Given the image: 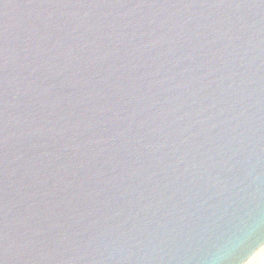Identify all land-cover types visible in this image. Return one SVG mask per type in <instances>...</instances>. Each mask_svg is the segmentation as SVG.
I'll return each instance as SVG.
<instances>
[{"label": "water", "instance_id": "95a60500", "mask_svg": "<svg viewBox=\"0 0 264 264\" xmlns=\"http://www.w3.org/2000/svg\"><path fill=\"white\" fill-rule=\"evenodd\" d=\"M263 248L264 0H0V264Z\"/></svg>", "mask_w": 264, "mask_h": 264}, {"label": "bare ground", "instance_id": "6f19581e", "mask_svg": "<svg viewBox=\"0 0 264 264\" xmlns=\"http://www.w3.org/2000/svg\"><path fill=\"white\" fill-rule=\"evenodd\" d=\"M260 257H264V248L251 260L248 264H257L259 261L257 260Z\"/></svg>", "mask_w": 264, "mask_h": 264}, {"label": "rangeland", "instance_id": "374dc122", "mask_svg": "<svg viewBox=\"0 0 264 264\" xmlns=\"http://www.w3.org/2000/svg\"><path fill=\"white\" fill-rule=\"evenodd\" d=\"M257 260L259 261L257 264H264V257H260Z\"/></svg>", "mask_w": 264, "mask_h": 264}]
</instances>
